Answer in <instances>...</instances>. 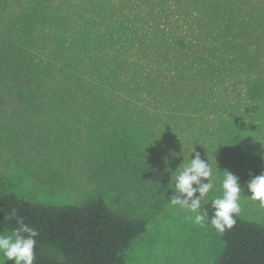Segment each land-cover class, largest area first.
I'll return each mask as SVG.
<instances>
[{"label": "rangeland", "instance_id": "obj_1", "mask_svg": "<svg viewBox=\"0 0 264 264\" xmlns=\"http://www.w3.org/2000/svg\"><path fill=\"white\" fill-rule=\"evenodd\" d=\"M172 2L163 1L168 14L160 19L159 0H0V192L44 205L99 197L110 210L143 219L145 232L120 254L123 264L217 260L218 236L169 204L171 172L192 147L213 168L205 201L220 194L218 170L226 169L244 188L238 216L264 226V205L246 190L264 171V30L251 31L242 48L257 51L250 72L220 75L204 103L184 88L161 108L165 91L149 92V82L175 84L176 65L162 61L160 76L144 40L171 28ZM253 4L263 21L264 0ZM208 20L220 37L218 19ZM232 52L242 68L240 49ZM0 231L7 230L0 224Z\"/></svg>", "mask_w": 264, "mask_h": 264}, {"label": "trees", "instance_id": "obj_2", "mask_svg": "<svg viewBox=\"0 0 264 264\" xmlns=\"http://www.w3.org/2000/svg\"><path fill=\"white\" fill-rule=\"evenodd\" d=\"M159 1L161 10L164 0ZM254 8L253 0H173L172 26L169 30H160V35H166L169 46L155 33L157 39L153 42L148 40L146 44L144 40V46L153 48L149 59L152 57L161 66L166 60L176 65L172 72L178 80L175 84L170 81L158 84L157 77L149 82V92L165 91L161 98L157 97L161 108H171L172 96L184 88L188 97L204 103L207 95L214 93L212 87H217V80L222 82L220 75L233 79L241 71L252 70L257 51L250 54L242 48L252 40L251 31L257 27L264 30L263 16ZM157 12L160 19L168 14L164 10ZM211 16L217 18L222 27L220 37L208 27ZM238 36H242V44L237 41ZM235 49L237 53L240 49L244 69L234 67L236 55L232 50ZM165 70L163 66L157 69L160 76ZM79 83L75 79L73 84L77 87ZM84 86L86 90L91 88L87 83ZM202 208L212 216L211 201ZM13 211L38 230L35 264H123L120 254L129 248L133 239L144 234L146 228L143 219L112 211L99 197L81 205H44L0 192V224L7 231L17 227L15 218L9 219ZM235 219L236 223L222 234L206 223L223 243L214 264H264V226L238 215ZM44 248L54 250L59 258L44 253Z\"/></svg>", "mask_w": 264, "mask_h": 264}, {"label": "clouds", "instance_id": "obj_3", "mask_svg": "<svg viewBox=\"0 0 264 264\" xmlns=\"http://www.w3.org/2000/svg\"><path fill=\"white\" fill-rule=\"evenodd\" d=\"M184 159L171 172L169 204L188 213L186 218L190 221L201 226L207 223L222 234L236 223L235 217L241 212L244 188L239 178L226 169L218 170L215 160L216 168L223 173V177L220 180V194L211 198L214 211L209 217L207 209L202 208V202H206L205 197L215 188L213 168L208 159L207 162L201 159L194 147L189 151L187 163H183ZM246 190L251 200L264 205V171L247 182ZM13 217L17 227L10 231H0V264L9 261L12 264H35L38 230L25 223L26 218L18 216L15 211L9 219Z\"/></svg>", "mask_w": 264, "mask_h": 264}]
</instances>
